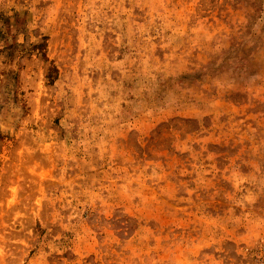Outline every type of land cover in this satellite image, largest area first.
<instances>
[{
  "label": "rangeland",
  "instance_id": "obj_1",
  "mask_svg": "<svg viewBox=\"0 0 264 264\" xmlns=\"http://www.w3.org/2000/svg\"><path fill=\"white\" fill-rule=\"evenodd\" d=\"M0 264H264V0H0Z\"/></svg>",
  "mask_w": 264,
  "mask_h": 264
}]
</instances>
